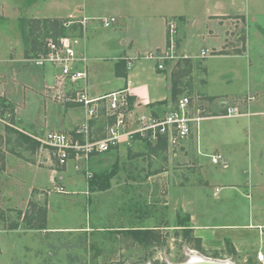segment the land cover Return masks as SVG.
<instances>
[{"label":"rangeland","instance_id":"1","mask_svg":"<svg viewBox=\"0 0 264 264\" xmlns=\"http://www.w3.org/2000/svg\"><path fill=\"white\" fill-rule=\"evenodd\" d=\"M76 1L74 4L79 3ZM192 1L195 3L191 7L189 0H167L164 6L162 0H91L88 13L99 18L89 21L85 30L84 24L80 23L76 24L81 28L76 29H71L72 23L68 27L62 26L61 36L79 40L85 36L92 42L107 35L114 40L116 49H124L125 46L121 47L118 43L124 40L128 42L127 46L132 42L140 55L154 50L158 44L162 49L166 48L168 35L171 34L177 44L181 40H191L188 50L191 56L181 62L169 63L174 65L170 75L171 90L172 87L175 89L174 96L171 95L169 100L175 102L181 96H188L192 112L198 111L205 117L187 138L194 140L192 150L199 161L196 167L198 184L191 194L189 190L177 189L173 175L175 170L192 168V162L181 168L177 161L181 153L178 147L183 146L184 142L169 146L160 138L150 141L137 136L142 140L138 150L143 156L142 160L148 164L147 169H166L169 171L166 177L174 176V184L162 182L152 174L145 185L139 183L137 188H119L118 193L113 191L111 195L88 198L84 194V177L88 180L87 170L91 171L88 162L73 159L74 177L70 183H65L64 193L63 189H56L58 176L51 178V169L59 171L66 168L57 165L53 151L40 143L34 150L32 142L25 141L8 129L15 128L31 138L54 130L74 135L77 128L91 121L96 123L93 134L99 135L103 131L104 118L89 119L81 109L85 117L82 122L80 111L76 110H80L78 106L63 98H52L50 86L53 85L54 71L51 66H36L32 62L46 39L60 37L50 36L51 32L48 36L41 27L42 18L39 16L53 7L49 4L51 0H6L8 7L4 6L3 17L0 16V84L4 86L0 89V98L3 99L0 100V264H176L186 261L191 255L227 259L236 264H264V260L260 262L243 254L236 256L237 253L226 240L219 245L216 242L214 246L204 247L201 242L199 245L191 227L186 208L188 205L183 204V199L192 197L191 207L198 213L196 223L208 226L231 222L242 224L244 212L246 216L249 212V201L241 193L243 190L224 184L223 178L232 175V165L225 169L227 159L222 154L224 164L213 163L212 154L205 153L213 152L217 131V135L223 138V126L258 114L254 110L264 105V0H219L227 3L225 6L230 4V8L226 7L228 10L222 14L207 12L202 17L203 22L197 9L205 4L210 5L212 0ZM236 4L242 6L241 11L233 7ZM68 6L62 4L57 8H63L60 12L62 15L74 13L77 9L72 4ZM172 10V13L179 14L172 15L169 13ZM111 16L116 20L109 27H103L102 19ZM67 18L64 16L61 20ZM215 18L218 19L214 20L213 26L209 25L210 22L207 27L203 25ZM171 22L175 24L174 33L169 30ZM205 40H225V44L221 50L214 51L216 45ZM201 49L206 54L196 56ZM8 50L10 52L6 55ZM190 60L193 62L190 63ZM137 61L139 67L148 65L154 71L153 61L146 58ZM178 67L179 71L175 72ZM205 69L208 70L207 75ZM40 74L45 76L43 85L35 90L29 78H36ZM101 79L93 81L99 82ZM148 80L152 79H146L152 87L153 81ZM88 82L90 90L91 81L88 79ZM82 85H68L67 90L74 91L73 88ZM107 85H100V88ZM153 85V90L166 95L162 81L160 85ZM200 88L211 95H203ZM160 104L162 108L159 105L156 110H161L159 113L163 115L167 107ZM233 106L238 108L239 114L227 116L226 109ZM259 117L264 118V113ZM53 118L56 125L50 121ZM200 135L203 147L200 150L199 146L197 151L196 142ZM255 135L258 141L249 150L252 159L259 154L257 164L261 159L258 165L264 168V158H260V154L264 156V128ZM238 137L239 143L235 145L238 154H242L246 151L247 141L242 133H238ZM214 150L223 153L217 148ZM223 150L228 151L229 147H223ZM219 152L215 154L220 155ZM112 168L116 173L118 167L113 163L93 173ZM129 172H132L130 168L123 167L121 174L126 180L129 179ZM211 175L215 179L204 182V178ZM243 175L247 176L245 173ZM11 180L17 184L16 187L7 186ZM7 190L12 192L13 207L3 203ZM255 201L259 219L264 223V188L260 189ZM233 209L240 215L230 221L226 213ZM186 215L189 220L184 224L189 227L184 229L179 225V219ZM139 227L155 229L156 232L136 238L123 231V228Z\"/></svg>","mask_w":264,"mask_h":264},{"label":"crops","instance_id":"2","mask_svg":"<svg viewBox=\"0 0 264 264\" xmlns=\"http://www.w3.org/2000/svg\"><path fill=\"white\" fill-rule=\"evenodd\" d=\"M90 1L91 0H83V1L78 0L79 3H77L78 4L77 5V4H74L77 2L76 0H51L49 4L51 3L52 4L51 6L53 7H51V9L48 8L45 11L47 13H44L42 10L44 15H42L41 17L39 16V18H42V20L43 19H61V17L68 16L70 14L77 17L78 19L85 17L86 18L84 22V30H85L87 28L89 21L93 20L94 18H99L97 16L89 15L91 13H88L89 12L88 8L92 6L90 4ZM139 1H142V0H139ZM143 1H150V0H143ZM164 3L166 5L167 0H162L163 6H164ZM189 3L192 7L194 6L195 2L192 0H189ZM62 4H68L69 6H71L72 4L76 6L77 9L74 11V13H68V15H62L60 12L63 10V8L62 9L57 8V6H61ZM225 4L227 3H221L219 0H212V3L210 5L205 4V6H201V8L196 7L195 9L198 8L197 10L200 12L201 21L203 22L204 19L202 17L205 16L207 12H215V13L217 12V13L222 14L223 11H227L230 8V4L227 6H225ZM4 6L8 7L6 0H0V11H1L0 16L1 17H3L2 14H3V11L5 10ZM233 7H236L237 10L241 11L242 6L239 4L238 5L236 4ZM49 12H51V14H49ZM172 12L174 11L172 10L169 13H171L172 15L179 14V13H172ZM211 15H214V14H211ZM163 16L165 17V15ZM34 18H38V17L35 16ZM216 19L218 18L209 19L207 21V24L206 22H204L203 25L207 27L208 23L210 22L209 25L213 26L214 20ZM74 25H77V24H74ZM107 37L108 36L105 35L104 39L92 40V42L91 40H87L85 36H84V39L83 38L82 39L80 38L81 40H79V38L77 39V44L75 47L77 52L86 55L88 58V68H90L89 69V81H91V85H92L91 86L92 88L90 87V93L93 96H97V95H102L108 92L125 89L128 91V93L130 94V99L135 104V107H134L135 112L137 113H149V112L159 113L161 112V110L157 111L156 107L160 105L162 108V105L160 104L162 103V101H165L164 103L165 106L168 103L172 102L169 100L171 96L170 91H171V81H172L170 72L172 71L174 65L167 64L165 69L160 70L156 67V64L154 62L155 72L153 71V68L151 70V68L148 65H143L139 67V64L137 63L138 62L137 60H139V58L137 57L140 56L141 53L140 52H139L140 54L137 53V50L135 49V46L132 44V42H130L131 44L127 46L128 42L124 40L118 41L121 47L122 46H125V47L124 49L123 48L116 49V45L113 42L114 40L111 37H108V38ZM205 41H211L213 42L212 43L213 45H216L215 47L217 48L214 47L213 48L214 51L221 50V47L225 44V40H205ZM178 42H179L178 44L176 42L177 51L181 54L186 55L187 58L190 57L191 55L188 53L189 52L188 50L190 49L191 40H181ZM110 47L112 49H110ZM154 48L158 49L162 47L161 45L158 44V45H155ZM202 50L203 49H201L200 54L196 56H201ZM9 52L10 51L8 50L6 55ZM104 56H107V57H104ZM119 61H126V63L124 67L121 66L120 68L117 67L116 69V64ZM190 61H191L190 63L193 62V60H190ZM128 62H129V66H127ZM179 69H180L179 67L176 68L175 72H178ZM205 71L207 75L208 70L205 69ZM147 77L152 79L148 81H153L152 82L153 84L158 83V85H160L162 81V84L165 86L166 95H160L161 93L159 91H155L156 89L153 90L154 85L152 84V87H151V85L146 81ZM44 78H45L44 74H40L36 78L31 76L29 80L32 82V87L33 88L35 87L34 89L36 90L38 86L43 85ZM98 78H102V79L99 82L93 81L94 79L98 80ZM100 85H107V86L101 89ZM203 85L204 84H202V87ZM2 87L4 86L0 84V89ZM200 90L202 91L203 95L204 94L211 95V94H207L206 91H204L201 88L199 89V91ZM35 94H38V93H35ZM0 95H2L1 91H0ZM81 109L82 108H80V110L79 109H76V110L80 111V115H81L80 119L81 120L83 119L82 122H84L85 117L83 118V114H82L84 110L82 109L83 111H81ZM254 111H258L257 112L258 114L262 113L261 115H263L264 105L261 106L260 109H256ZM258 114L249 116V117H242L244 119L243 121L238 120V121H234L233 123L230 122L229 124H226L225 126H223L222 129H224V132H225L223 138L222 136H218L217 135L218 131L215 130L217 131V133H216V136L214 137L216 142L214 141L215 145L213 146V152L205 153L201 151L202 153H205L206 155L207 154L213 155L219 152V151L215 152L214 149L217 148L218 150L223 152V153L219 152L220 156L222 154L227 159L226 160L227 167H223V168L228 169V167H231L232 165L233 167V169L231 170L232 175L230 176L227 175V177L223 178L224 184L232 188H236L238 186L239 188L243 190V192H241L243 196L246 197V199H248L249 201L248 211L249 212L247 216L244 212V215H243L244 223L237 224V223L231 222V223L217 225V226H208V225L196 223L198 213L196 210H194L191 207L193 204L192 197L189 196L187 200L186 198L183 199V204L184 206L188 205V207L186 208L188 209V214L190 215L191 227L196 237H198L201 240V243L204 247L210 246V245L214 246L216 242H217V245H219L218 243H220L221 241L222 243H224V241L226 240L229 242L230 246L237 253L236 256L237 255L241 256L243 254L245 256L253 257V259H258V261L261 262L264 260V223H262L259 219L258 208H256L255 206V202H256L255 200L257 197H259L260 189L264 188V168L262 165L261 166L258 165L260 164L261 161L259 160L261 159L258 160V164H257L256 159L259 158V154H257L255 159H252L251 150H249V147H251L252 149L254 144H256L258 141L255 135V132L261 131L264 128V118L259 117L261 115L260 114L258 115ZM50 121L51 122L53 121L52 124L56 125L54 118L51 119ZM88 123L92 127V129H95V126H96L95 122L88 121ZM222 129H220V132H222ZM54 131H57V130H54ZM238 133L244 134V136L246 137L245 142L247 141L245 144L246 151L242 152V154L241 152L240 154H238L239 152H237L236 145H235L239 143ZM259 135H261L260 132H259ZM208 139H210V137H208L207 140ZM141 142L142 140L138 138L137 136H134L132 139H128L124 137L117 147L108 151L111 153L105 152L108 154L102 155V154H105V153H102V154L92 155L89 158L88 163H87L88 168L90 167L89 169L92 171V172L90 171L91 174L93 173V171H98L101 168L105 169L112 163L116 168L118 167V169L116 173H114L112 177L110 178L108 186L101 188V189L90 190L88 188L87 180L83 176L84 186H85V191H84L85 196L88 198H91L94 195H96V197L100 195L104 196L108 193H110L109 195H111L113 191L118 193L119 188H123V189L124 188L130 189L131 187L137 188L139 183L145 185L146 182L150 181L152 174L154 177H158L159 179H162V182H169V183L172 182V179H174V176H175L174 182L175 184H178L177 189L189 190L191 194V190H193L195 186H197L198 184V182H196L197 181L196 167L198 166L197 164L199 163V161L197 159L196 154H193V150H192L194 146V140L187 139L186 142L184 141L183 146L178 147V148H181L180 149L181 153H180V157L177 160L178 163L182 165L180 166L181 168L184 166H188L187 163L192 162L190 164V167L192 168H185V169L183 168V170H175L173 174L174 175L173 178L170 176L166 177L167 173H169V171H166V169L162 170V168H160L158 170L156 169L153 171H151V168L150 170L149 168L147 169L148 164L146 163L145 160H142L143 156L139 154L140 152L138 150L139 146L141 145L140 144ZM227 142H229V145H228L229 150L224 151L223 147L228 149V147L226 146ZM197 146H198L197 151L199 150V146H200V150L203 147L201 135H200L199 141L196 142V147ZM154 148H157V147H154ZM182 148H185V149L183 150ZM262 157L264 158V156L260 154V158ZM72 161L73 159H70L67 162V164L64 165L66 166L65 169H61L59 171L52 170V169L50 170L51 178H53L52 176L54 177L56 175L58 176L59 185L56 187V189L59 187L63 189L65 183H70L71 180L73 179L74 172H73ZM13 163L20 166L19 163H17L16 161H14ZM123 167L130 168L132 170V172H129L130 175H129V179L127 180L123 178L124 176L123 174H121ZM182 172H184V175H181ZM205 172L203 173L204 175H206ZM239 173L241 175L237 176ZM244 173L247 176L243 175ZM120 177H122V179H120ZM211 178H213V175L205 177L204 182L208 181ZM213 179H215V177ZM174 182H172V184H174ZM10 185H13V187L14 186L16 187L17 184L13 183V181L11 180L7 186L9 187ZM216 188L220 189L221 187H216ZM63 192L65 193L64 189H63ZM3 196L5 197L3 199V203L5 205L9 204L10 207H13L12 206L13 202L11 200L12 192L10 190H7L6 194ZM90 204L92 205L93 202L91 201ZM180 204H182V201ZM239 215L240 214L238 211H236V209H233L226 213V217L230 221L236 220ZM139 228L144 229V227H139ZM123 229H127V228H123ZM216 230H220V231H216Z\"/></svg>","mask_w":264,"mask_h":264},{"label":"built area","instance_id":"3","mask_svg":"<svg viewBox=\"0 0 264 264\" xmlns=\"http://www.w3.org/2000/svg\"><path fill=\"white\" fill-rule=\"evenodd\" d=\"M68 15L62 20V26L68 27L70 23L84 24L86 18L71 19ZM115 17L102 19V26L108 27L115 21ZM72 26V25H71ZM170 33H174L175 24H169ZM166 48H158L148 51L137 58H146L155 62L160 70L165 69L167 64L176 63L187 58L186 55L177 51L175 37L168 35ZM77 39L70 36H60L45 40L44 45L33 56L32 62L36 66L50 65L54 71L53 85H51L52 98H63L82 108L89 119L103 117L102 136L93 134L89 124L77 128L74 135L64 131H48L42 136H32L42 146H47L53 151L57 165L64 166L70 159L88 162L94 154H102L118 146L121 140L126 137L132 139L134 136L147 138L148 140H165L169 146L181 145L184 140L193 133L194 127L205 117L199 113L192 112L188 96H181L175 102L166 105L167 110L162 115L158 112L137 113L134 110L135 104L130 100L127 90H116L102 95L93 96L89 90V68L86 55L77 52ZM201 51V56L205 55ZM129 66V62L128 65ZM83 83L84 85L67 90V86ZM253 99V97H250ZM225 114L235 116L239 114L235 106L228 107ZM213 163L224 164L221 156L213 154ZM91 172L87 170L88 178ZM62 191V188L59 187Z\"/></svg>","mask_w":264,"mask_h":264},{"label":"trees","instance_id":"4","mask_svg":"<svg viewBox=\"0 0 264 264\" xmlns=\"http://www.w3.org/2000/svg\"><path fill=\"white\" fill-rule=\"evenodd\" d=\"M41 23H42L41 27L45 30V32L47 33L48 36H49V34H48L49 32L52 33V35H50L52 37H58V36L62 35L61 31H62L63 27L61 25L62 24L61 19H43L41 21ZM76 28H81V26H78V25H72L71 26V29H76ZM125 63H126V61H119L116 64V69H117V67H119V68L121 66L124 67ZM174 91H175V89H173V87H172V90H171L172 96H174ZM0 100H3V99L0 98ZM164 103H165V101L162 102V104H164ZM2 104L4 105L3 102H2ZM8 129H9V131L16 132L25 141L32 142L33 149L34 150L37 149L39 143L34 138L32 139L27 134H23V133L19 132L18 130H16L15 128H8ZM102 130H103V128H102ZM102 135L103 134H99V137H101ZM114 171H115V168H112L111 170H108L105 172L93 173L91 175V177L87 180L88 188L90 190H94V189H101V188L107 187L108 183H109V179L114 174ZM188 220H189V218L186 215V217L179 219V225L183 226L184 229H187L189 226L187 224H184V222L185 221L187 222ZM123 231H125V233H131V234L135 235L136 238L147 237L146 236L147 234H152V233L156 232L155 229H151V228H144V229L133 228V229H125ZM195 239H196V242H198V244L200 245L201 240L198 237H196ZM199 245H198V247H199Z\"/></svg>","mask_w":264,"mask_h":264},{"label":"water","instance_id":"5","mask_svg":"<svg viewBox=\"0 0 264 264\" xmlns=\"http://www.w3.org/2000/svg\"><path fill=\"white\" fill-rule=\"evenodd\" d=\"M176 264H236L230 260L209 259L198 255H191L186 261Z\"/></svg>","mask_w":264,"mask_h":264}]
</instances>
